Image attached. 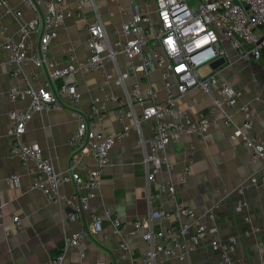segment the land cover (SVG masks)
Wrapping results in <instances>:
<instances>
[{
  "label": "crops",
  "instance_id": "obj_1",
  "mask_svg": "<svg viewBox=\"0 0 264 264\" xmlns=\"http://www.w3.org/2000/svg\"><path fill=\"white\" fill-rule=\"evenodd\" d=\"M4 1L0 5V22L7 29V34L20 39L22 27L36 16V12L22 0ZM136 1L144 5V0ZM77 2L69 0L68 9L75 10ZM95 5L111 39L116 40L117 37L112 35L115 29L132 19L129 0H96ZM94 7L84 5L81 12H75L58 29L50 54L61 65L71 61L72 48L79 62L89 58L85 48L86 30L95 19ZM18 11L22 16L16 15ZM149 11L155 16L153 7H149ZM6 36V33L0 32V214L3 216L0 222V264H48L50 259L62 253L66 239L81 230H89L90 235L78 246L67 250L64 264H133L148 249L142 237L146 230L134 229L133 223L140 220L144 222L145 229L149 228L156 234L163 233L168 239L179 238L183 219L174 216L166 220L151 218V213L157 209L173 213L178 204L190 208L197 220H204L213 214L220 239L223 242L232 237L237 239L234 259L240 264H262L263 249L260 245L264 243V182L252 183L251 179H260L264 160L252 161L248 149L240 141L231 139L232 130L224 123V112L209 117L211 97L197 89L178 98V104L194 119L209 117L214 125L204 138L191 133L174 135L167 150L169 166L157 176L155 183L148 181V169L142 161L143 146L153 136L154 122H143L140 131L130 129L131 121L126 119L121 122L114 112L117 103L109 102L110 110L95 123L93 129L96 133L116 138L104 167L100 192L90 200L88 209H84L83 214L69 213L68 206L51 202L35 190L33 175L28 167L19 158L10 155L9 113L26 108L29 102L10 101L11 89L24 87L25 78L24 74L15 75V68L1 50ZM120 39L124 40L123 36ZM36 56L37 46L34 45L28 52L29 60L24 72L32 75L37 86H43L50 82L49 75L44 67L36 66L33 61ZM137 62L118 57V67L122 71ZM103 69L115 75L113 64L105 62ZM219 71L221 80L240 92L237 105L228 109L233 121L242 123V108L249 105L252 109V133L264 138V62L250 65L228 63ZM76 79L81 93L76 109L64 100L54 110L35 115L23 137L25 143L38 144L44 157L51 161L58 173L63 174L69 171L71 160L77 159L76 149L69 144L70 137L78 129L77 112L90 116L94 101L106 99L111 93L120 98L124 94L123 89L113 82L102 90L104 79L101 70L81 71ZM134 84H140L142 89L151 84L157 92L156 101H165L166 93L159 70L151 72L148 77L132 75L127 79L126 86L130 88ZM193 99L197 103L194 104ZM142 111V106L135 107L136 113ZM126 128H129L128 132ZM94 162L93 154L79 159L78 171L83 177L88 176L87 172ZM188 166L189 172L182 182ZM14 175L21 177L18 187H11L8 183ZM169 183L177 188L176 199L160 192L162 185ZM61 190L63 194L77 198L88 195L86 190L78 191L72 183L64 184ZM106 212L111 219L104 215ZM14 215L20 217L21 227L13 222ZM98 215L103 216V226L100 232H95L93 222ZM116 217L122 223L120 227L113 225ZM255 228L259 231L245 235V231ZM191 232L194 233L195 229ZM124 243L129 246L127 253L121 247ZM192 245L193 250L187 259L160 254L155 264H220L209 237Z\"/></svg>",
  "mask_w": 264,
  "mask_h": 264
},
{
  "label": "built area",
  "instance_id": "obj_2",
  "mask_svg": "<svg viewBox=\"0 0 264 264\" xmlns=\"http://www.w3.org/2000/svg\"><path fill=\"white\" fill-rule=\"evenodd\" d=\"M22 1L36 12V16L22 27L20 39L7 34V29L0 22V32L7 35L1 50L9 64L15 68V75L24 74L25 78L24 87L11 89L10 101L29 102L26 108L14 109L9 113L10 155L19 158L28 167L33 175V188L49 201L71 207L76 214H80V206L83 210L88 209L90 200L98 196L104 167L116 136L96 133L93 126L108 113L109 102L117 103L114 112L121 122L126 119L131 121L130 129L140 131L143 122H154L151 140L147 145L142 142V161L148 169L150 183H155L157 176L169 166L167 150L172 137L191 133L204 138L214 125L209 117H214L219 112H224V123L232 130L231 139L240 141L248 149L252 161L264 160V138L252 133L251 107L247 104L243 106L242 123L236 124L233 121L228 109L237 105L240 92L228 82L222 81L221 70L219 71L228 63L250 65L264 62V0H144L143 6L136 0H129L132 19L115 29L112 35L117 37L116 40L111 39L100 20L96 0H78L75 10L68 9L69 0ZM4 3V0H0V5ZM86 4L95 6V19L86 30L85 48L89 58L79 62L74 57L72 48L71 61L61 65L50 54L51 44L58 37V29L66 19L75 12H81ZM149 7L155 9V21ZM16 15L20 17L22 13L18 11ZM34 45L37 46V56L33 61L36 66L44 67L49 75L50 82L43 86H37L32 75L24 72V66L29 60L28 52ZM119 56L138 62L122 71L118 67ZM222 58L226 61L224 66L212 70L211 64ZM105 62L113 64L115 75L103 69ZM205 68L209 72L201 71ZM99 70L104 79L102 90H106V86L113 82L123 89V97L111 93L106 99L94 101L90 116L74 111L77 112L78 129L70 137L69 144L76 149L77 159L71 160L67 173H58L51 161L44 157L38 144L24 142L28 124L35 115L59 107V100L62 104L66 100L68 106L76 109L81 96L77 74L81 71ZM155 70L161 72L165 101H156L157 92L151 84L146 89H142L140 84H134L130 88L126 86L127 79L132 75L148 77ZM195 89L211 97L209 117L194 119L179 106L178 98ZM193 103H197L196 99H193ZM136 106L143 107L142 113L135 112ZM87 154H93L95 162L88 170V176L83 177L78 171L79 159ZM189 169V166L185 169L182 182L186 180ZM20 181V175H14L9 178L8 183L11 187H18ZM251 182H264V169L260 179L253 177ZM66 183H72L78 191L86 190L87 197L77 198L63 194L61 189ZM160 192L177 198L175 184L162 185ZM104 215L111 219L108 212ZM171 216L183 219L179 238L168 239L163 233L156 234L149 228L145 229L144 222L140 220L133 223L134 229L146 230L142 237L148 244L141 259L133 264H155L160 254L185 260L193 250L192 244L205 237L210 238L211 248L218 254L220 264H240L234 259L237 239L232 237L227 242L220 239L213 223V214H209L204 220H197L194 212L183 204H178L173 213L162 209L151 213L153 219L166 220ZM2 218L0 214V222ZM12 220L21 227L19 216H12ZM102 221L103 216L95 217V232L102 230ZM112 222L115 227L122 224L117 217ZM193 228L194 233L191 232ZM254 231L259 230L255 228L245 231V235ZM88 236L85 230L71 234L66 239L62 253L50 259L48 264H64L67 250L78 246ZM260 246L263 249L264 264V243ZM121 247L125 253L129 251L126 243Z\"/></svg>",
  "mask_w": 264,
  "mask_h": 264
},
{
  "label": "water",
  "instance_id": "obj_3",
  "mask_svg": "<svg viewBox=\"0 0 264 264\" xmlns=\"http://www.w3.org/2000/svg\"><path fill=\"white\" fill-rule=\"evenodd\" d=\"M225 63H226V61H225L224 58L219 59V60H217V61H215L214 63L211 64V68H212V70H217L220 67L224 66ZM59 102H60V104H62V101L61 100H59ZM67 211L69 213H75V210L73 208H71V207H68L67 208ZM80 212H81V214L84 213V210H83L82 206H80ZM87 232L90 235L89 230H87Z\"/></svg>",
  "mask_w": 264,
  "mask_h": 264
},
{
  "label": "rangeland",
  "instance_id": "obj_4",
  "mask_svg": "<svg viewBox=\"0 0 264 264\" xmlns=\"http://www.w3.org/2000/svg\"><path fill=\"white\" fill-rule=\"evenodd\" d=\"M153 20L155 21L156 20V15L155 16H153ZM207 68H205V69H203V70H201V71H205Z\"/></svg>",
  "mask_w": 264,
  "mask_h": 264
},
{
  "label": "trees",
  "instance_id": "obj_5",
  "mask_svg": "<svg viewBox=\"0 0 264 264\" xmlns=\"http://www.w3.org/2000/svg\"><path fill=\"white\" fill-rule=\"evenodd\" d=\"M263 60H264V57H263Z\"/></svg>",
  "mask_w": 264,
  "mask_h": 264
}]
</instances>
